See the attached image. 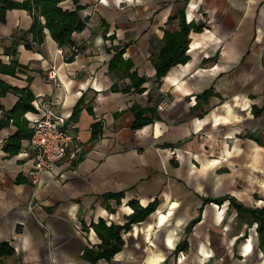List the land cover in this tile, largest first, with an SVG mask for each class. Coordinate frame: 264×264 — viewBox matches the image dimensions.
I'll return each mask as SVG.
<instances>
[{
  "label": "crops",
  "instance_id": "obj_1",
  "mask_svg": "<svg viewBox=\"0 0 264 264\" xmlns=\"http://www.w3.org/2000/svg\"><path fill=\"white\" fill-rule=\"evenodd\" d=\"M59 5L79 7L86 20L72 33L77 51L59 46L47 28L37 41L27 9H8L0 22V59L19 63L14 75L0 72V81L35 97L24 125L31 130L35 101L47 100L82 141L76 159L33 183L22 147L29 136L16 152L7 148L21 123L4 112L18 95L0 98V240L15 249L7 264H91L85 251L101 243L92 223L124 224L130 200L155 201V209L122 232L118 252L93 264H264L257 223L229 199L264 207V0ZM178 8L201 29L191 33L188 61L157 80L151 56L164 31L177 28ZM119 49L130 70L145 76L142 92L127 90L130 78L110 70ZM136 105L152 118L138 128Z\"/></svg>",
  "mask_w": 264,
  "mask_h": 264
},
{
  "label": "trees",
  "instance_id": "obj_2",
  "mask_svg": "<svg viewBox=\"0 0 264 264\" xmlns=\"http://www.w3.org/2000/svg\"><path fill=\"white\" fill-rule=\"evenodd\" d=\"M11 8L27 9L33 17V22L30 27V32L37 41H41L44 37L43 29L47 28L52 38L59 46L73 45L72 33L80 31L84 28L86 20L81 18L77 7L76 9H63L59 5V0H0V22L4 21L6 10ZM40 17H44L45 22L42 23ZM177 18L176 29H166L163 35V43L159 51L152 53L151 59L155 66V77L159 80L166 75L170 68L174 65L185 63L189 59L187 53L191 41V33L201 29V25L194 20L187 21L183 8H178L176 14L171 19ZM17 41H14L16 43ZM27 47H31L26 43ZM74 46V45H73ZM16 53V48L12 49ZM123 49L115 52L110 60V70L117 73L121 77H129L131 83L127 85L129 90L134 87L136 92H142L141 85L146 80L145 76H139L136 70L131 71L132 63L122 57ZM19 63L17 59L12 58L10 63H3L0 59V72L12 74L16 73ZM8 91H12L18 95V101L14 107L5 111L7 120H12L21 126L9 137L7 148L10 152H16L21 144L22 138L30 136L31 130L24 125L23 114L33 109L32 103L35 99L30 90L20 89L10 86L0 81V98ZM0 109L2 104L0 102ZM135 114L134 128L143 126L152 121V118L144 116L145 109L136 105L132 107ZM4 121L0 120V127L4 125ZM232 205L237 209L238 214H250L251 222L257 223V232L260 246H264V207H246L237 202L234 198L229 197ZM216 202H222L223 197L214 199ZM132 212L129 214L127 221L124 224L111 223L106 225L103 220L97 223H92L93 228L101 239L97 250L87 249L85 257L91 261V264L100 258L110 259L118 252L123 245L122 232L128 230L133 222L143 220L149 213L155 209L156 202H150L146 206H141L137 201L130 200ZM14 247L9 241L0 240V264H7V257L13 255Z\"/></svg>",
  "mask_w": 264,
  "mask_h": 264
},
{
  "label": "built area",
  "instance_id": "obj_3",
  "mask_svg": "<svg viewBox=\"0 0 264 264\" xmlns=\"http://www.w3.org/2000/svg\"><path fill=\"white\" fill-rule=\"evenodd\" d=\"M71 47L77 51L76 46ZM54 75L52 70L49 71V76ZM35 103L40 112L31 118V134L22 141V147L32 160V182L38 183L44 171L57 173L59 163L65 159L70 162L76 159L82 152V141L79 135L67 131V116L64 113L57 112L47 100ZM164 105L165 102L158 108L162 109Z\"/></svg>",
  "mask_w": 264,
  "mask_h": 264
}]
</instances>
